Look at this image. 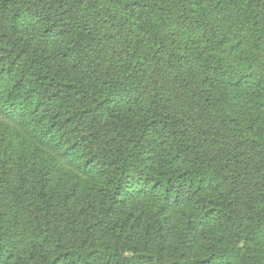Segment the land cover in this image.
Wrapping results in <instances>:
<instances>
[{
	"label": "trees",
	"instance_id": "16d2710c",
	"mask_svg": "<svg viewBox=\"0 0 264 264\" xmlns=\"http://www.w3.org/2000/svg\"><path fill=\"white\" fill-rule=\"evenodd\" d=\"M0 264H264V0H0Z\"/></svg>",
	"mask_w": 264,
	"mask_h": 264
}]
</instances>
